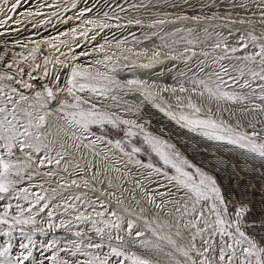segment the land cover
Wrapping results in <instances>:
<instances>
[{
	"label": "snow or ice",
	"instance_id": "6c2138e0",
	"mask_svg": "<svg viewBox=\"0 0 264 264\" xmlns=\"http://www.w3.org/2000/svg\"><path fill=\"white\" fill-rule=\"evenodd\" d=\"M2 2L7 4L8 0ZM20 3L15 0L9 11L15 13ZM258 7V19L230 21L252 25L237 32L234 45L229 46L223 38L212 44L223 53L221 60L237 63L226 66L216 61L219 67L206 79L191 80V90L216 105L223 102L244 113H259V122L264 123V0H258ZM79 15L83 16V11ZM104 17L103 21L88 19L84 23L93 25L98 30L95 34H99L110 26L108 21L120 19L118 13H104ZM11 19L9 15L7 20ZM128 23L139 25L143 21L130 19ZM164 23L161 19L149 26L155 28ZM102 40L96 46L101 58L87 66L70 64L66 82L54 75L42 90L34 89L30 82V73L38 70L39 64L26 71L15 62H3L6 69H0V202L4 207L0 211V237L5 239L0 243V264H264V171H257V167L264 170V129L257 130L249 121L251 132L238 131L239 124L234 126L215 118L211 105L202 109L191 98L185 103L177 97L175 109L170 104L154 105L180 128L218 145L241 150L245 166L253 165V180H258L222 189L212 174L216 172L212 161L219 160L218 156L206 155L199 164L193 163L175 145L146 132L135 120L117 114L131 111L123 107L128 104L121 95L126 90L139 91L146 101L155 100V96L146 81L130 79L121 84L109 75L115 71L110 66L115 53L103 55L110 45L104 37ZM125 43L119 41L118 45ZM186 43L191 47L173 48L172 52L183 55L191 51L195 55L197 42ZM142 51L146 54L148 49ZM152 55L158 57L160 51L154 50ZM44 63L47 77V57ZM100 68L109 71L101 72ZM130 85L137 87L131 89ZM178 90L189 91L183 85ZM61 94L63 99L58 100ZM113 131L122 133L121 138L112 139ZM138 136L143 137L146 147L133 143ZM201 151L210 154L212 149L194 148V158ZM142 152L154 153L156 162L145 163L136 158ZM130 164L145 170L143 180L136 181L141 199L137 200L134 191L131 194L139 212L128 207L117 209L99 197L82 199L81 194L71 191L88 188L90 182L94 189L98 179L103 181L113 171H130ZM53 182L56 187L51 188L49 195L45 184ZM147 184H155L156 188L149 189ZM107 188L111 190L109 195L117 196L111 179L107 180ZM66 192L68 195H64ZM121 203L117 196V205ZM144 205L151 206L147 217L143 215ZM57 208L74 216V220L58 216ZM45 224L46 228L42 226ZM60 229L71 236L50 235ZM37 234L47 239L38 240Z\"/></svg>",
	"mask_w": 264,
	"mask_h": 264
},
{
	"label": "rangeland",
	"instance_id": "374dc122",
	"mask_svg": "<svg viewBox=\"0 0 264 264\" xmlns=\"http://www.w3.org/2000/svg\"><path fill=\"white\" fill-rule=\"evenodd\" d=\"M29 1L30 0H21L20 6L15 10V13H11L9 8L15 0H8L7 4L0 0V22H3L2 26H0V35L2 33L15 34L16 32L22 31V29L30 23H32L35 28H39L41 25L44 26L46 24V22L43 23V16L56 15L57 13V15H59L63 13V11L65 17L55 19V21L59 23L66 21L70 31L72 32L73 29L75 30L73 33H69V36H67V34L65 35L64 32H59L60 40L64 41L60 49H58L59 46H57L56 49H48L49 44L55 45L53 42H58V38L55 37L51 38L49 44V41L41 42L39 39H22L19 43H6L2 45L4 47V52H0V69H6V64L3 63L4 61L8 63L15 62V65L23 67L26 71L30 66L34 67L36 64L40 65L38 70L30 73L32 77L30 82L36 90H42L43 85H47L52 81L55 67H58L62 73L66 70V80L69 79V65H79L75 62L73 63L77 58L75 57V49L83 45L86 47L91 46L93 43L97 42L99 38L104 36L107 31L111 30V26L115 25L113 23L120 22L117 20L116 22L108 21L110 26L99 31V34H95L98 30L93 25L84 23V21H82V16L79 15L81 3L85 0H41L30 9L24 8ZM103 1L116 3L119 6L129 5V10L123 8L124 11L119 10L118 12H121L123 15L133 12L137 19L143 21L142 24L137 25L135 23L129 24L126 19L123 20L127 22L125 25L138 26V31H142L139 33L140 36L136 37L134 40L135 46H106L103 55H112L115 53V57L110 62V66L114 67L115 71L109 72V75L113 76L119 82L121 81L124 83L130 79L146 81L149 90L154 94L155 98H159L158 100L146 101L139 91L128 92L126 90L125 93L121 94L123 100L141 101V107L136 112L142 116L143 121L140 124L143 126L144 130L152 135L161 136L169 143L175 145L176 149L193 163L199 164L204 160L206 155L218 156L220 158L219 160L212 161V164L216 165V172L212 174L215 176L217 183L222 189L226 187H235L237 183H244L246 181L256 183L258 178L257 180H253V177L256 175V173L252 171L253 165L248 163L247 166H245L244 156L241 155V150L234 146L218 145L215 142L207 141L194 133L188 132L187 129L180 128L179 125L166 117L164 113L159 111L154 105L156 103H161L162 105L170 104L173 109H175L177 106V97H180L185 103H187V98H191L192 102L198 103L202 109H206L211 105L215 118L224 119L234 126L239 124L238 131L251 132L253 129L248 127L249 121L256 125L257 130L264 129V123L259 122V113H244L240 111L238 107L225 105L223 102L216 105L214 102L207 100L204 96H198L191 90V80L206 79L208 73L219 67V63H223L226 66L237 63L235 60H221L220 57L223 53L219 49H214L212 44L214 41L223 38L227 40L229 46L234 45L236 43L235 38L237 32L245 28H250L252 25L232 24L230 21L237 19H258L261 11L258 7V0ZM134 4L138 7L134 8ZM48 5H58V7H49ZM73 5L75 6L73 7ZM37 12L43 14L38 15L36 14ZM9 15L12 16L11 20H7ZM213 17H215V19H213ZM161 19L165 21L164 24H156L155 28L149 26L156 20ZM256 27L259 29V25H256ZM131 29L132 28L129 30ZM205 29H207V32ZM85 33H87V35H84ZM229 33H231V35H229ZM94 35L95 38L93 39L92 37ZM160 37H164V39L161 40ZM186 40H195L197 42L195 55H193L191 51L185 52L183 55H180L179 51L175 53L172 52L173 48L180 50L185 47H191L186 43ZM37 42L42 43L41 48L38 49L39 51L36 50L37 47L34 45ZM17 48L22 51L21 57L15 53L18 51L16 50ZM143 49H148V52L145 54L142 51ZM154 50L160 51L158 57H153L152 52ZM86 53H92L91 55H94L91 63H93L95 59L102 57V53L97 47ZM234 55H239V53ZM45 57H47L49 61L47 77L44 75ZM216 61L219 63H216ZM88 64L90 63L84 65L87 66ZM142 64H151L152 66L144 68L141 67ZM91 70L95 71L96 69L92 68ZM100 71L106 72L109 70L100 68ZM233 75H235V73H233ZM25 79H27V77H25ZM180 85L188 88L189 91L180 92L178 90ZM130 86L131 89L137 87L135 85ZM165 88H167V91H164ZM57 99H63V94L58 96ZM129 101L128 104L123 107H129L131 109L129 112H133L132 104ZM52 103L54 104L55 102ZM105 104L107 107L109 102L106 101ZM146 106H149V108ZM142 108L145 109L143 110ZM226 108L228 109L227 111L224 110ZM112 110L115 111L116 109L113 108ZM138 111H141V113ZM229 112L232 113L231 116H229ZM117 114L125 118L127 112L119 111ZM110 136L112 139H118L121 138L122 133L113 131L110 133ZM196 141L200 143L197 144ZM133 143L138 146L146 147V145L143 144L142 136L135 138ZM201 147H210L212 152L209 154L201 151L199 155H195L194 158L193 149ZM115 158L120 159L121 164L124 163L120 156ZM136 158L143 160L145 163L149 162V160L155 163L157 160L154 153L149 155L148 153L142 152ZM220 161H222V163ZM204 162L207 163L206 160ZM237 164H239V167H237ZM256 164L258 165L259 161H256ZM81 166H83V161H81ZM210 166L211 165H209V167ZM128 167L130 171H121L120 173L113 171L108 173L103 181L98 179L94 189L90 182L88 188L72 189L71 191L81 194L82 199L87 196L93 198L99 197L102 200L110 201L113 207L117 209L128 207L139 212V208L136 207L135 202L131 199V194L134 191L137 200L141 199L142 193L136 181L143 180L145 170L132 164L128 165ZM257 171L264 170L257 167ZM114 177L116 179H113ZM109 179L112 180V189L116 191L117 196L122 200V203L119 205H117V196L109 195L111 191L107 188V180ZM53 187H56L54 182L45 184V189L48 190L49 195H52L51 188ZM147 187L153 189L156 188V185L147 184ZM33 190L36 191L38 189ZM101 190H103V192ZM160 191L162 192L164 189H160ZM64 195H68V193L66 192ZM157 199L159 202V197ZM13 203L15 204V202ZM53 203L55 204V201ZM141 203L143 204V201H141ZM3 207V202H0V211L3 210ZM144 207L146 211L143 215L147 217L149 216L147 209L151 208V206L144 205ZM152 211L154 212L155 210L152 209ZM56 213L58 216H64L74 220V216L64 213L61 208H57ZM108 218L111 219V217ZM42 226L45 228L47 227L46 224ZM75 230L76 229L73 228V232ZM61 234L71 236V233H66L63 229L50 233V235L57 236ZM88 234H91L90 227ZM16 236V242L18 243V232ZM4 239L5 238L0 237V243H2ZM37 239L45 240L47 237L37 234Z\"/></svg>",
	"mask_w": 264,
	"mask_h": 264
},
{
	"label": "bare ground",
	"instance_id": "6f19581e",
	"mask_svg": "<svg viewBox=\"0 0 264 264\" xmlns=\"http://www.w3.org/2000/svg\"><path fill=\"white\" fill-rule=\"evenodd\" d=\"M38 1H41V0H30L25 5L24 8L30 9V8L34 7ZM128 6L129 5L119 6L116 3L106 2L103 0H85L81 3L79 11H80V13L83 11V13H84V15L82 16V21H86L88 19H94V20H101L102 21L105 19L104 13H109V15H112L114 13H118L120 19L117 21H120V22H116V20H112V21L116 22L113 24H115V25L119 24L120 26L119 27H116L114 25L111 26V30L107 31V33L102 37L107 39L110 46L111 45L117 46L119 41H126L125 44H120L118 46L127 47V46H133V45L135 46L134 40L136 39V37L140 36L139 33L142 32V31H138V29H137L138 26L125 25V23H127L128 21L127 22L123 21L124 19H126V20L137 19L133 12L127 13L125 15H123L121 12H118L121 8H126L127 10H129ZM57 14L56 15L43 16V18H44L43 23L46 22V24L44 26L41 25L39 28H35L33 26V24L30 23V24L26 25L22 29V31L16 32L15 34L2 33L0 35V52L1 53L4 52L3 51L4 47L2 45L6 44V43H19V41L22 39H25V40H27V39H39V41H41V42L49 41L48 42V44H49L51 42V38L55 37V38H58V42L57 43L53 42L55 45L49 44L48 49H56L57 46H59L58 49L62 48L64 41L60 40V36H59L60 33L59 32H61V33L64 32L65 35L67 34V36H69V33H73V31L72 32L70 31L69 25H67L66 21H64L63 23H59V22L55 21V19L65 17L64 11H63V13H61L59 15H57ZM130 28H132V29L129 30ZM102 37L99 38L97 40V42L93 43L89 47H86L83 45V46H80L77 49H75V51H76L75 57H77V58H76V60L73 61V63L75 62L79 65L81 63H83V65L87 64V63H91L92 57L94 55H91L92 53L87 54L86 52L89 50L91 51V50L95 49L97 45L103 43L104 41L102 40ZM34 45L37 47L36 50L39 51L38 49L41 48L42 43L37 42ZM16 50H18V51H16L15 53H17L21 57L22 51L19 50L18 48ZM78 53H79V56L77 55ZM85 53H86V55H85ZM53 74L60 81H62V82L67 81L66 80V74H67L66 70L62 73L58 67H55ZM120 83L123 84L124 82L120 81ZM130 87L131 86H129V88ZM155 99L158 100L159 98H155ZM129 102L132 104L133 112H127V114L125 115V118H132L137 123H141L143 121L142 116H140L136 112L141 107V101L134 100V101H129ZM144 107H145V105H144ZM146 107L149 108V106H146ZM142 109L144 110L145 108H142ZM184 111H188V110L184 109ZM138 112L141 113V111H138ZM144 112H146V111H144Z\"/></svg>",
	"mask_w": 264,
	"mask_h": 264
}]
</instances>
